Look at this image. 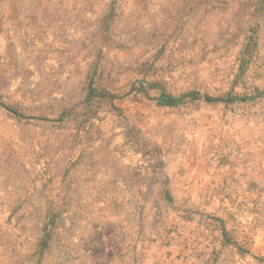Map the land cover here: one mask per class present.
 I'll use <instances>...</instances> for the list:
<instances>
[{
  "label": "rangeland",
  "instance_id": "rangeland-1",
  "mask_svg": "<svg viewBox=\"0 0 264 264\" xmlns=\"http://www.w3.org/2000/svg\"><path fill=\"white\" fill-rule=\"evenodd\" d=\"M0 264H264V0H0Z\"/></svg>",
  "mask_w": 264,
  "mask_h": 264
}]
</instances>
